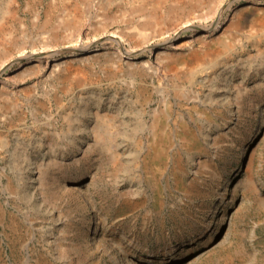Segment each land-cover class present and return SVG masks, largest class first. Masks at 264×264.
Instances as JSON below:
<instances>
[{"label": "rangeland", "instance_id": "374dc122", "mask_svg": "<svg viewBox=\"0 0 264 264\" xmlns=\"http://www.w3.org/2000/svg\"><path fill=\"white\" fill-rule=\"evenodd\" d=\"M0 264H264V0H0Z\"/></svg>", "mask_w": 264, "mask_h": 264}]
</instances>
